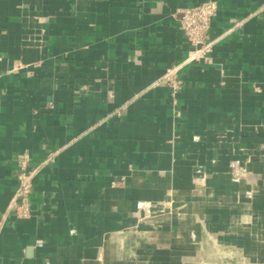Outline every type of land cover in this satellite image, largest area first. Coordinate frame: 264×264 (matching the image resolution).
Listing matches in <instances>:
<instances>
[{
  "label": "crops",
  "instance_id": "obj_1",
  "mask_svg": "<svg viewBox=\"0 0 264 264\" xmlns=\"http://www.w3.org/2000/svg\"><path fill=\"white\" fill-rule=\"evenodd\" d=\"M203 1L0 0V264H264V0L189 60Z\"/></svg>",
  "mask_w": 264,
  "mask_h": 264
},
{
  "label": "built area",
  "instance_id": "obj_2",
  "mask_svg": "<svg viewBox=\"0 0 264 264\" xmlns=\"http://www.w3.org/2000/svg\"><path fill=\"white\" fill-rule=\"evenodd\" d=\"M217 8L215 0H205L181 10L179 18L181 28L194 47L189 60L210 49L211 42L208 40V33ZM34 174L35 172L29 169L27 159L22 158L18 174L19 185L10 204V208L15 209L19 216L24 217L30 213L29 196L32 191Z\"/></svg>",
  "mask_w": 264,
  "mask_h": 264
}]
</instances>
